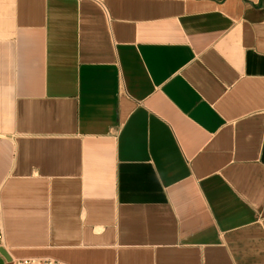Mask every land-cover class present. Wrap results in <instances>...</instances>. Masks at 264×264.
<instances>
[{
  "label": "crops",
  "instance_id": "crops-1",
  "mask_svg": "<svg viewBox=\"0 0 264 264\" xmlns=\"http://www.w3.org/2000/svg\"><path fill=\"white\" fill-rule=\"evenodd\" d=\"M0 22V264H264V0Z\"/></svg>",
  "mask_w": 264,
  "mask_h": 264
},
{
  "label": "built area",
  "instance_id": "built-area-1",
  "mask_svg": "<svg viewBox=\"0 0 264 264\" xmlns=\"http://www.w3.org/2000/svg\"><path fill=\"white\" fill-rule=\"evenodd\" d=\"M12 264H64L62 262L58 261H50V260H19V261H14Z\"/></svg>",
  "mask_w": 264,
  "mask_h": 264
},
{
  "label": "rangeland",
  "instance_id": "rangeland-1",
  "mask_svg": "<svg viewBox=\"0 0 264 264\" xmlns=\"http://www.w3.org/2000/svg\"><path fill=\"white\" fill-rule=\"evenodd\" d=\"M3 25H4V22H0V27H3Z\"/></svg>",
  "mask_w": 264,
  "mask_h": 264
}]
</instances>
